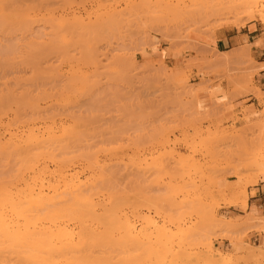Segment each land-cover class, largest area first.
Listing matches in <instances>:
<instances>
[{
	"label": "rangeland",
	"instance_id": "374dc122",
	"mask_svg": "<svg viewBox=\"0 0 264 264\" xmlns=\"http://www.w3.org/2000/svg\"><path fill=\"white\" fill-rule=\"evenodd\" d=\"M141 1L0 0V135L44 125L76 130L75 139L66 138L76 150L66 139L63 148L77 157L81 152L79 163L96 153L90 155L104 166L107 189L127 188L138 230L143 217L163 223L158 210L179 217L171 226L179 231L176 241L182 229L197 230L191 231L196 246L186 249L191 258L205 252L208 241L233 255L248 245L264 250L248 240L249 232L262 231L216 226L230 208L218 191L238 181L234 172L248 190L264 158V92L250 75L249 47L232 54L211 48L220 31L240 29L236 12L227 4L233 15L216 14V2L213 9L186 2L174 13ZM74 13L94 25L73 23ZM0 153V177L6 178L19 161ZM257 219L264 226V218Z\"/></svg>",
	"mask_w": 264,
	"mask_h": 264
},
{
	"label": "bare ground",
	"instance_id": "6f19581e",
	"mask_svg": "<svg viewBox=\"0 0 264 264\" xmlns=\"http://www.w3.org/2000/svg\"><path fill=\"white\" fill-rule=\"evenodd\" d=\"M142 1L144 2L142 4H153V0H149V3H147L148 0ZM154 1L155 7L174 13L179 12L186 2L193 5H206L211 9L216 8L218 10L216 14L217 12L221 14L220 12L224 9L225 12L223 11L222 15L226 12V14L233 15L235 11L236 15L234 16L241 18L239 20L236 17L239 21L238 27L240 29L246 25V22L248 24L251 21L260 20L264 23V0ZM214 2H216V6L213 5V7L212 4H215ZM226 4L228 7L230 6V11L232 10L233 14L228 13ZM79 16L76 17L75 14V19L72 16V20L74 19L72 22L74 23L77 20V23L80 22L79 25H83L85 20L81 15ZM62 19L65 18L62 17ZM87 19H92V15H89ZM69 21L68 19V23ZM91 21L93 22V20ZM240 21L245 24L240 23ZM87 23L83 26L90 25V21ZM246 51L244 50V53ZM261 68H264V65L253 68L254 71L251 70V74H249L255 76V73ZM256 91L259 94L261 93L257 87ZM56 126L44 125L45 128L29 127V129L21 131H13L11 128L5 130L6 133L3 136L0 135V152H2V155L3 153L6 154V152L12 153L10 156L13 155L19 161V164L16 165L18 166L17 169H14L15 172L9 175V171H6L7 177L3 178L5 174L1 176L2 179L0 177V264H136L135 262L138 259L139 261L141 260L142 264H264L263 248L255 249L253 246L248 245L241 255H233L213 250L211 241L207 243L204 241L206 243L204 244L206 245L204 248L205 252H198L192 258L189 257L191 253L189 254L186 249L194 247L190 245L193 243L191 241L193 238L191 231L197 230L192 229L190 231L188 228V231L186 230L185 232V229H182L183 234L178 237L179 242L176 241L179 231L174 232L175 230L171 226L173 225L175 228L181 221L178 219L179 223L175 222L177 220H173V218L176 216L169 217L166 213L168 216H165L161 209L160 212L158 210L156 213L158 219L163 218V223L159 224L155 217H143L144 227L138 230V226L133 223L129 212V207L131 208L129 203L131 201H128L127 196L129 194L124 190H127V188L125 186L123 187L124 189L120 188V186L117 187V190L120 188L123 192H118L119 190L117 191L116 189L114 191L110 188L107 189L106 181L108 179H106L107 175L104 171V166L97 161V158L95 160L93 158L96 153L87 152L86 155L88 154L91 160L87 161L89 159L88 156L87 159H83L86 162L81 163V160L79 163L81 152L77 154L79 155L77 161L78 157L70 152L71 149L68 152L62 144L63 142L65 143L66 138L76 133V130L73 132L71 129V133L66 129V126L65 128H59V125ZM76 135L70 137L76 138ZM70 137L68 139L71 140L72 138ZM74 139L73 141L75 142ZM70 140H67V144H65L68 149L69 147L74 148L72 145L69 146ZM83 151L82 154L86 152ZM70 154L73 156L71 157ZM90 154L93 155L91 156ZM84 158L86 157L84 156ZM262 159L261 163H256L257 167L255 168V173L253 172L252 174L253 177L249 186L257 184L260 177L264 175V158ZM109 171L111 172L112 170L110 169ZM234 173L233 176L238 181L230 182L227 189L218 191V193L224 196L223 200L228 201L229 207L245 209L248 207L249 193L247 187H244V185H242L243 187L239 186L238 182L242 180L239 173ZM110 181L109 177V183ZM113 184L115 185V183ZM216 184L217 180L215 179L213 184L215 190H217ZM117 185L115 187L112 186L116 188ZM157 201L159 200L157 199ZM157 201L155 200L154 203ZM148 204L150 205L151 203ZM152 206L158 205L154 204ZM211 216L213 215L211 214ZM212 220L214 221L213 217ZM257 220L256 217H250V215L245 220L228 217L223 218L216 226L226 231L230 230V232H237L243 229L263 231L264 226L260 225ZM152 228L154 230L149 232V229ZM196 236L199 238V234ZM203 237L199 239L202 240L204 239ZM198 242L201 243V241ZM186 245H188L187 248ZM139 246H141L142 252L141 250L136 251ZM132 251H136L139 254L141 252V254L137 253L139 256H134L135 259L133 260ZM193 260L195 263H192Z\"/></svg>",
	"mask_w": 264,
	"mask_h": 264
},
{
	"label": "crops",
	"instance_id": "0c3cea01",
	"mask_svg": "<svg viewBox=\"0 0 264 264\" xmlns=\"http://www.w3.org/2000/svg\"><path fill=\"white\" fill-rule=\"evenodd\" d=\"M219 38L211 44V48L222 51L223 53L232 54L235 49L241 47L247 48V53L254 61L253 66L259 67L264 65V25L259 22L248 24L245 28L230 29L219 32ZM217 51V52H218ZM220 53V52H218ZM221 54V53H220ZM256 87L264 92V68L258 70L254 76ZM263 91V92H262ZM254 100V97H250ZM254 104V103H253ZM227 180L222 186L229 183ZM249 201L247 208L230 207L226 210L229 218H246L250 217L264 218V175L260 177L257 184L248 188ZM248 240L255 245H264V231H252L248 233ZM225 245H230L228 240L224 241Z\"/></svg>",
	"mask_w": 264,
	"mask_h": 264
}]
</instances>
